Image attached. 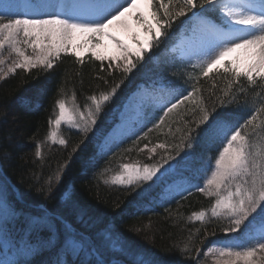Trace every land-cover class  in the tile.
<instances>
[{"label":"snow or ice","instance_id":"snow-or-ice-1","mask_svg":"<svg viewBox=\"0 0 264 264\" xmlns=\"http://www.w3.org/2000/svg\"><path fill=\"white\" fill-rule=\"evenodd\" d=\"M21 7L30 11H20ZM57 7L55 0L24 5L19 0L0 2V51L7 48L16 57L7 72L0 68L4 77L16 69L51 70L62 53L73 55L80 63L84 54H90V58L100 62L102 71L108 61V69L115 65V70L127 77L146 56L153 60L149 55L152 50L160 46L180 17L186 18L193 40L188 62L193 73L199 71V75L188 73V80L198 82L201 76L219 74L227 83L209 108L202 96L194 98L200 92L195 84H190L191 90L184 94L186 89L176 90L166 80L168 66L162 63L150 69L145 82L137 86L142 118L148 121L162 110L153 124L159 127L174 110L191 102L189 111L195 127H188L189 122L180 114L187 131L179 144L171 146L175 155L167 152L165 144H159L166 150L161 162L125 163L113 183L135 191L138 204L157 199L163 202V194L173 188L180 189L176 194L182 199L191 190L213 198L210 214L226 221L219 230L228 236L214 241L203 255H215L216 264H264V95L258 105L245 102L242 106L238 100L246 95L242 79L249 86L259 84L264 88V0H65L59 5L61 11ZM4 63L0 58V65ZM121 83L123 80L98 95H89L83 108L57 99L58 114L48 120V139L57 142L62 124L86 138ZM43 92L44 88L38 87L37 95ZM166 94L169 99L154 108V102ZM149 108H153L151 114L145 111ZM243 111H247L246 117L241 115ZM129 132L122 119L106 133H98V152H111L112 147L128 138ZM147 134L144 132L143 137ZM256 138L261 141L259 144L254 142ZM141 139L136 136L137 142ZM58 143L66 145L67 141L60 137ZM198 144L215 148L214 161L201 160L195 151ZM147 148L145 144L144 149ZM155 151L150 149V154ZM41 155L38 141L35 156ZM70 162L69 159L57 168V184ZM208 171L210 176L205 178ZM52 180L50 175L39 189L46 196L52 192ZM64 199L78 221L94 223L91 210L76 201L71 192H65ZM192 218L203 222L206 212L193 213ZM214 234L204 232L201 243ZM0 245H6L13 254L12 259L0 264H31L44 251L54 255L40 264H156L152 257L129 250L112 229L101 227L94 235L78 231L62 212L30 203L23 192H12L5 183H0ZM116 251L127 261L114 255ZM183 251L201 253L199 247L192 249L187 245Z\"/></svg>","mask_w":264,"mask_h":264},{"label":"trees","instance_id":"trees-1","mask_svg":"<svg viewBox=\"0 0 264 264\" xmlns=\"http://www.w3.org/2000/svg\"><path fill=\"white\" fill-rule=\"evenodd\" d=\"M185 19L180 17L160 46L152 50L149 55L154 59L150 61L146 56L145 61L127 77L115 70V65L113 69H108V61L104 62L102 71L100 62L90 58V55L80 63L73 55L64 53L56 59L51 70L16 69L7 77L0 74V182L5 183L12 192H23L32 204H44L49 209L62 212L78 231L94 235L101 227L112 229L117 239L129 250L152 257L156 264H215L203 253L214 241L225 240L228 234L219 230L226 221L210 214L213 198L192 190L190 194H184L183 199L176 196L166 200L162 198L163 202L157 199L152 203L138 204L135 191L113 183V178L125 163L152 165L161 162L166 150L159 148V144H165L167 152L175 155L171 146L179 144L181 136L187 131L180 114L184 121L189 122L188 127H195L189 111L193 107L191 102L174 110L159 127L152 125L147 128V137L140 135L142 139L138 142L136 137H132L107 154L97 150L98 133L102 135L113 128L129 96L145 82L149 70L158 68L162 63L168 66L166 80L171 81L176 90L186 89L184 94H187L191 90L189 85L195 84L200 92L194 98L202 96L207 106L212 107L220 90L225 87L226 79L222 75L212 74L209 78L201 76L198 82L189 81L188 73L199 75V71L193 73L191 63L166 54ZM38 75L39 79H35ZM121 80L120 88L106 104L86 138L77 130L62 125L57 142L48 139V120H54L58 114L55 106L57 99L65 100L69 106L76 104L83 108L89 95L107 91ZM240 83L246 88V95L238 98L240 104L243 106L247 102L251 105L255 102L258 105L264 88L259 84L249 86L243 79ZM41 86L44 92L37 95V89ZM24 98H27V102H24ZM247 114V111L241 113L245 117ZM60 137L67 141L66 145L58 143ZM38 141L41 143V157L35 156ZM254 142L259 144L261 141L256 138ZM145 144L148 145L147 149H144ZM152 148L156 151L150 154ZM195 151L204 162L206 157L216 155L215 148L209 149L204 144H198ZM69 159L71 162L57 184L54 174L59 165ZM50 175L53 177L52 192L46 196L39 189L44 187ZM65 192H71L76 201L91 210L94 223L78 221L64 199ZM199 211L206 212L203 222L190 219L193 213ZM204 232L215 234L201 243ZM186 245L192 249L199 247L201 253L183 251ZM53 255V252L44 251L32 259L31 264L48 261ZM114 255L127 261L118 251Z\"/></svg>","mask_w":264,"mask_h":264},{"label":"rangeland","instance_id":"rangeland-1","mask_svg":"<svg viewBox=\"0 0 264 264\" xmlns=\"http://www.w3.org/2000/svg\"><path fill=\"white\" fill-rule=\"evenodd\" d=\"M0 2H6V0H0ZM40 2H43V0H19V3L21 5L35 4V3H40ZM64 2H65V0H55V3L58 6L57 11H61L59 5H62ZM19 10L25 11V12L30 11L29 9H26L23 7H21ZM188 28H189L188 24H185L181 28V35H180L178 41L171 46V51L174 54H176L179 58L186 59V60H188V54L191 51V48L193 46V40L191 37V33L188 31ZM29 52H30V50H29ZM87 55H90V54H84V57ZM0 58H2L5 61L4 64L0 65V68H2L4 72H7L9 65H11L13 63V61L15 60L16 57H15V54L11 53L9 49L5 48L4 50L0 51ZM0 74L3 75V72H0ZM168 99H169V96L165 95L162 100L155 101L153 104V107L158 108V105L160 103H163L165 100H168ZM173 101H174V99L171 100V102H173ZM140 103H141V96L137 91H135L128 98V100L126 101V104L124 105L123 109L121 110V112L119 114V120L116 123V125L120 124L122 119H124L126 121L128 127L130 128L128 138L136 137L137 135H141L148 126H150L153 122H155L157 120L158 115L160 114L161 110L156 111L155 117H152L148 121H145L142 118L144 113L139 110ZM145 111H147L149 114H151V112L153 111V108L146 109ZM62 125H65V126L71 128L69 125H66V124H62ZM132 132H135L136 135H132L131 134ZM215 154L217 155V153H215ZM210 159L214 161L213 156H210V157L208 156V157H206L205 163H207ZM129 164H131V163H129ZM132 164H137V163H132ZM139 165H142V164H139ZM122 171H123V169H121V171L117 175L121 174ZM207 176H210V171H208L205 174V178H207ZM202 182L203 181H198V183H201V184H202ZM178 191H180L179 188H173V189L169 190L167 193L163 194V197L177 196L176 193ZM209 246H212V244H210ZM206 251H207V249H206ZM209 257H210L211 261L216 264L217 257L215 255H209ZM12 258H13V254L11 251H9L8 247L6 245H0V261H6V260H9Z\"/></svg>","mask_w":264,"mask_h":264}]
</instances>
